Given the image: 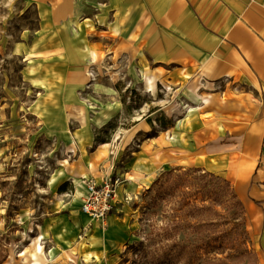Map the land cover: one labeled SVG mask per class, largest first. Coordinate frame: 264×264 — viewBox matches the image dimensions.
<instances>
[{
  "label": "rangeland",
  "instance_id": "rangeland-1",
  "mask_svg": "<svg viewBox=\"0 0 264 264\" xmlns=\"http://www.w3.org/2000/svg\"><path fill=\"white\" fill-rule=\"evenodd\" d=\"M118 1L0 0V264H260L246 212L232 249L176 257L241 223L183 172L233 185L252 172L262 127L224 120L248 86L209 78L184 37L177 62L176 37H78L83 22L139 31L170 3ZM196 2L198 17L218 3ZM116 178L104 220L82 214L85 184ZM202 223L215 226L198 232Z\"/></svg>",
  "mask_w": 264,
  "mask_h": 264
},
{
  "label": "crops",
  "instance_id": "crops-1",
  "mask_svg": "<svg viewBox=\"0 0 264 264\" xmlns=\"http://www.w3.org/2000/svg\"><path fill=\"white\" fill-rule=\"evenodd\" d=\"M193 1L169 0L170 3L164 7L158 4V7L152 9H156L155 21H145L140 25L139 31H129L128 34V29L125 31V28L113 30L116 21H110L102 28H94V31L91 30L93 33L88 31L90 25L83 22L78 37H83L82 40L86 37H113L114 32L121 37H176V62L182 58L179 50L180 37L190 43L194 42L197 48L202 49L204 55H199L200 50L197 48L195 53L190 44L191 61L195 64L204 62L209 78L226 77L229 81L239 77V81L242 80L248 86V92L244 93L241 99L227 95L232 101L230 105H238L235 106L237 117H224V120L245 122L250 119L251 123H255L253 127H262L261 133L257 134L261 143L264 137V2L217 0L218 3L210 7L207 14L198 17V9L196 12L193 10L194 3L197 2ZM124 2L125 0H119L114 6L124 7ZM240 103L243 106H240ZM231 111H227L226 115H233L232 108ZM244 153L251 155L252 151L246 147ZM256 153L253 157L258 163L252 172L241 174L233 186L244 205L254 236L257 237L259 262L264 264V151L262 153L259 149ZM253 164L254 161H246L243 166L250 169Z\"/></svg>",
  "mask_w": 264,
  "mask_h": 264
},
{
  "label": "trees",
  "instance_id": "trees-1",
  "mask_svg": "<svg viewBox=\"0 0 264 264\" xmlns=\"http://www.w3.org/2000/svg\"><path fill=\"white\" fill-rule=\"evenodd\" d=\"M183 173L186 174V177H188V175H191V178L193 180L198 181L192 184L191 186L194 189H196V192L198 193L203 192L209 194V197H214V201H219V199L222 198L224 200L222 203L224 204L225 201L226 203L229 201V203L232 204V206L229 207V209L230 208L233 210L236 209L235 212L229 215L231 217L232 216L237 217V215L240 216L241 223L238 222L234 224L236 228H234V231L232 233H227L225 231L223 235L207 234L204 237V239L201 241L202 243L194 244L193 248H191L189 252H185L186 247H182V252L176 254V257H179L180 259L184 258L185 260H188V258H193V257L200 258L197 252L198 251L206 252L207 248H210V250L212 251L222 250L225 248L232 249L237 243H230V242L239 241L240 235H238V232H240V234H246L245 231L239 229V227L242 226L244 227L245 208L242 201L237 196L233 184L224 177H221L214 173L205 172L203 169L200 168H191ZM180 182H181V178L178 179V186L180 185ZM214 226L215 223H202V224H197L195 228L197 229L198 232L199 231L201 232L202 230L205 232V230L213 228ZM237 254L238 252L232 254V256L237 257ZM227 259L228 257L225 258L224 260H221V262L218 261L217 264H226V263L230 264L226 262Z\"/></svg>",
  "mask_w": 264,
  "mask_h": 264
},
{
  "label": "built area",
  "instance_id": "built-area-1",
  "mask_svg": "<svg viewBox=\"0 0 264 264\" xmlns=\"http://www.w3.org/2000/svg\"><path fill=\"white\" fill-rule=\"evenodd\" d=\"M118 186V178L100 183L88 181L85 184V195L81 199V213L92 221H103L112 208Z\"/></svg>",
  "mask_w": 264,
  "mask_h": 264
},
{
  "label": "bare ground",
  "instance_id": "bare-ground-1",
  "mask_svg": "<svg viewBox=\"0 0 264 264\" xmlns=\"http://www.w3.org/2000/svg\"><path fill=\"white\" fill-rule=\"evenodd\" d=\"M38 251H36V252H38L39 254H41L42 252H41V248H40V246H37V248H36ZM32 264H38L37 262H34V263H32Z\"/></svg>",
  "mask_w": 264,
  "mask_h": 264
}]
</instances>
